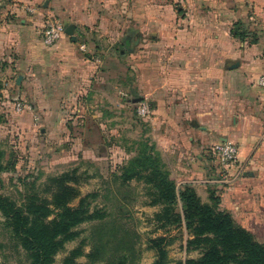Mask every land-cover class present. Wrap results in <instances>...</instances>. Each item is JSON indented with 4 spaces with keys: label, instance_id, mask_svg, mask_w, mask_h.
Listing matches in <instances>:
<instances>
[{
    "label": "rangeland",
    "instance_id": "rangeland-1",
    "mask_svg": "<svg viewBox=\"0 0 264 264\" xmlns=\"http://www.w3.org/2000/svg\"><path fill=\"white\" fill-rule=\"evenodd\" d=\"M190 5L182 0L142 1L140 12L152 14L158 10L162 17L128 18L125 24L129 34L107 36L85 34L81 24L46 12L42 4L34 6L37 13H30L22 9L24 3L17 2L1 19L0 24L13 28L14 36L22 34L20 46L25 50L34 44L32 57H40L41 51H50L61 41L73 40L65 31L74 25L79 52L97 66L98 80L90 96L84 93L83 97L60 101L65 113L46 115L42 107L46 100L23 86V75L22 82L16 83L19 75L11 66L22 55L16 49L10 56L0 55V195L18 207L34 194L51 201L49 180L76 171L79 183L73 186L80 198L95 196L90 199L91 210L102 216L77 229L79 238L66 245L55 264H63L65 257L80 246L83 256L77 264H155L157 244L166 251L169 264L202 257L200 251L187 253L189 236L184 227L164 226L165 221L159 220L165 207L152 205L154 191L148 185L137 179H123L127 170L140 171V165L134 162L144 154L158 158L170 173L153 141L151 118L141 119L137 112L141 102L140 65L151 60L160 37L153 32L154 25H169V12L182 15L190 11ZM128 6L135 9L136 4ZM48 20L62 23L65 30L53 45L46 43ZM143 27L148 28L145 33ZM58 101L48 100L55 108ZM18 103L24 107L22 112L16 110ZM78 204L76 199L71 206ZM258 242L264 244V240ZM0 264H31L1 213Z\"/></svg>",
    "mask_w": 264,
    "mask_h": 264
},
{
    "label": "crops",
    "instance_id": "crops-1",
    "mask_svg": "<svg viewBox=\"0 0 264 264\" xmlns=\"http://www.w3.org/2000/svg\"><path fill=\"white\" fill-rule=\"evenodd\" d=\"M142 1L148 2L0 0V21L12 4L22 2L23 10L34 13L38 12L34 6L42 4L46 12L81 24L85 34H129L128 18L162 17L158 10L140 12ZM182 1L191 4L190 11L169 12V25H154L153 32L160 37L151 60L140 65V101L147 100L152 107L153 141L178 187H193L204 204H211L215 192L223 210L257 241L264 240V89L257 85L264 74V0ZM239 22L258 33L257 44L232 35ZM10 27L0 24V55L10 56L13 49L22 55L11 66L19 75L16 83L24 79L23 86L46 100L43 113L63 114L66 109L60 101L90 96L98 80L97 66L82 57L76 42L61 41L32 57L34 44L25 50L20 46L22 34L14 36ZM51 99L59 100V106H52ZM226 142L239 149L229 182L212 154L215 145Z\"/></svg>",
    "mask_w": 264,
    "mask_h": 264
},
{
    "label": "trees",
    "instance_id": "trees-1",
    "mask_svg": "<svg viewBox=\"0 0 264 264\" xmlns=\"http://www.w3.org/2000/svg\"><path fill=\"white\" fill-rule=\"evenodd\" d=\"M232 35L242 42L250 39L251 44L259 42L258 33L252 35L242 22L234 26ZM134 164L140 165V171L127 170L124 181L137 179L148 185L154 191L152 205L165 207L159 220L165 221L164 226L184 227L189 236L187 253L201 252L200 259L181 264H264V244L221 208L215 192L210 197L211 204H204L193 187H178L158 158L144 154ZM76 174L74 171L49 180L47 190L52 195L51 201L34 194L18 207L0 195V213L5 218V226L28 254L31 264H55L56 256L66 245L79 238L80 226L102 218L99 212L91 210L90 199L94 195L80 198L73 186L79 183ZM76 199L79 204L72 207ZM54 213L55 218L49 220ZM155 248L158 252L155 264H169L161 244ZM82 256L80 246L65 257L63 264H77Z\"/></svg>",
    "mask_w": 264,
    "mask_h": 264
},
{
    "label": "built area",
    "instance_id": "built-area-1",
    "mask_svg": "<svg viewBox=\"0 0 264 264\" xmlns=\"http://www.w3.org/2000/svg\"><path fill=\"white\" fill-rule=\"evenodd\" d=\"M28 12L34 13L33 9H27ZM64 26L62 23L55 20H48L45 26V38L48 45H53L61 40L64 34ZM257 85L264 89V74L258 78ZM23 105L18 103L16 110L18 112L23 111ZM138 115L141 119H150L152 117V109L147 101H141L140 106L137 110ZM212 154L214 158L219 162L223 168L224 177L226 182H229V175L231 169L236 165L239 149L236 145L226 142L215 145L212 148Z\"/></svg>",
    "mask_w": 264,
    "mask_h": 264
},
{
    "label": "water",
    "instance_id": "water-1",
    "mask_svg": "<svg viewBox=\"0 0 264 264\" xmlns=\"http://www.w3.org/2000/svg\"><path fill=\"white\" fill-rule=\"evenodd\" d=\"M74 31H75V27L74 26H70L66 31V35L71 37L73 39L74 42H76V37L74 36ZM248 175V173L246 174Z\"/></svg>",
    "mask_w": 264,
    "mask_h": 264
}]
</instances>
